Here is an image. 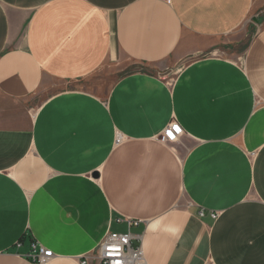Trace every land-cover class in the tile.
I'll list each match as a JSON object with an SVG mask.
<instances>
[{"label": "crops", "instance_id": "1", "mask_svg": "<svg viewBox=\"0 0 264 264\" xmlns=\"http://www.w3.org/2000/svg\"><path fill=\"white\" fill-rule=\"evenodd\" d=\"M128 231L144 264H264V0H0V264Z\"/></svg>", "mask_w": 264, "mask_h": 264}, {"label": "built area", "instance_id": "2", "mask_svg": "<svg viewBox=\"0 0 264 264\" xmlns=\"http://www.w3.org/2000/svg\"><path fill=\"white\" fill-rule=\"evenodd\" d=\"M184 134L183 128L177 121H171L162 132L160 139L166 143L177 142ZM122 137L116 139L121 142ZM201 215L203 212L201 211ZM217 218V213H212ZM129 227L137 225L138 220L127 219ZM138 236L128 231L126 233L109 232L93 253L84 256L80 264H144V254L141 246H134L133 240ZM33 264H48L54 253L44 246L32 245V252L28 254Z\"/></svg>", "mask_w": 264, "mask_h": 264}, {"label": "rangeland", "instance_id": "3", "mask_svg": "<svg viewBox=\"0 0 264 264\" xmlns=\"http://www.w3.org/2000/svg\"><path fill=\"white\" fill-rule=\"evenodd\" d=\"M252 29H249V31L246 33V35H245V37L242 39V41H243V44H241V45H238V46H236V47H234V48H232V52L233 51H235L234 49H237V51L240 53L241 51H244L245 50V47H246V43H247V41L249 40V38L251 37V35H252ZM217 52H219L218 54H227V55H231L230 53V51H226L225 52V50L224 49H222L221 51L219 50V51H217Z\"/></svg>", "mask_w": 264, "mask_h": 264}]
</instances>
